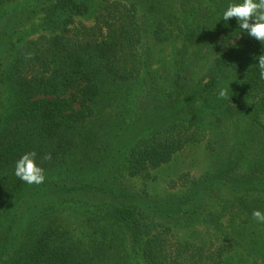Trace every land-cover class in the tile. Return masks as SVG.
<instances>
[{
	"label": "trees",
	"instance_id": "16d2710c",
	"mask_svg": "<svg viewBox=\"0 0 264 264\" xmlns=\"http://www.w3.org/2000/svg\"><path fill=\"white\" fill-rule=\"evenodd\" d=\"M240 2L39 0L30 12L42 15L38 36L13 42L20 17L0 31V264H234L238 237L212 249L170 236L178 225L220 232L229 215L235 232L264 230L252 216L264 213V80L255 59L264 44L235 17L223 19ZM163 49L166 67L153 59ZM129 130L138 133L124 146ZM192 144L205 145L208 167L179 197L135 198L123 185ZM32 151L44 169L39 185L15 175ZM67 204L91 214L87 239L59 224Z\"/></svg>",
	"mask_w": 264,
	"mask_h": 264
},
{
	"label": "rangeland",
	"instance_id": "374dc122",
	"mask_svg": "<svg viewBox=\"0 0 264 264\" xmlns=\"http://www.w3.org/2000/svg\"><path fill=\"white\" fill-rule=\"evenodd\" d=\"M39 0H9L0 6V25L1 30L6 29L7 26L13 20H24L25 23L20 26H15L13 32V42L19 47L30 39L38 36L36 33L37 27L40 24L42 15L32 16L31 10L35 8ZM30 17L28 18V16ZM2 22V24H1ZM169 51L163 49L157 57L153 55V59L162 60V66L166 67L169 60ZM158 67L153 69L161 68ZM115 112V107L111 109ZM155 116L149 115L146 121L151 122ZM138 131H127L123 137V145L128 146L133 138L137 135ZM92 161L88 163V166H96L97 159L93 154H90ZM81 156H76V160H81ZM86 158L84 159V162ZM208 156L205 151L204 144L189 145L184 148L183 151L177 153L172 161L155 171L151 172L149 178H128L123 177V185L130 191L135 198H147L150 200H166L169 197H179L182 192H185L188 188L193 187V181L200 178L207 171ZM65 174H69L66 169L63 170ZM58 173H53L51 180H58ZM85 174V173H84ZM66 176V175H65ZM64 176V177H65ZM68 176V175H67ZM94 173L88 175L89 178H93ZM86 177L87 179H89ZM92 200V199H90ZM97 202V200H94ZM79 205L76 207L74 204H67L60 208L57 214V220L59 224L70 231L77 237L88 238L90 228L87 225V218L91 215L89 211L84 210ZM89 210H94L90 208ZM231 215L227 216L223 220V227L220 232L215 231L204 225L186 226L178 225L174 227L172 235L170 236V242L173 245L188 243L205 244L212 249L218 247L221 241H228L230 236L238 237L242 241L241 247L237 250L238 254L236 258H233L234 264H252L256 261L260 264L262 236H264V230L262 225L256 227V235L253 233H246L242 231L235 232V226H229ZM240 221V220H239ZM244 237V239H242ZM223 245V243L221 244ZM136 264V262H133Z\"/></svg>",
	"mask_w": 264,
	"mask_h": 264
},
{
	"label": "clouds",
	"instance_id": "9594fccd",
	"mask_svg": "<svg viewBox=\"0 0 264 264\" xmlns=\"http://www.w3.org/2000/svg\"><path fill=\"white\" fill-rule=\"evenodd\" d=\"M233 17L237 19L240 30L264 44V0H242L240 3L229 4L223 13V19L228 21ZM255 59L259 60L257 65L259 76L264 80V54ZM219 97L228 98L227 88L219 91ZM36 155L35 151L26 152L15 165V175L29 185H39L45 180L44 169L37 165ZM43 159L50 160L51 154H46ZM252 216L255 220L264 223V213L260 210H254Z\"/></svg>",
	"mask_w": 264,
	"mask_h": 264
}]
</instances>
